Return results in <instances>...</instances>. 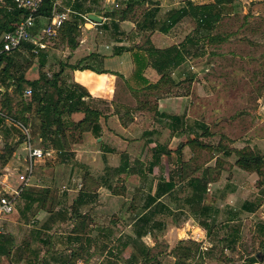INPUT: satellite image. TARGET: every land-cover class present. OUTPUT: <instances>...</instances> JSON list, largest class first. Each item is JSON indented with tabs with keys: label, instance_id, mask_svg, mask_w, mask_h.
Wrapping results in <instances>:
<instances>
[{
	"label": "crops",
	"instance_id": "crops-1",
	"mask_svg": "<svg viewBox=\"0 0 264 264\" xmlns=\"http://www.w3.org/2000/svg\"><path fill=\"white\" fill-rule=\"evenodd\" d=\"M104 1L59 0L56 3L58 8L71 11L80 18L78 46L70 51L65 45L56 46L47 42L44 46L48 56L54 55L50 51H61L64 56L56 57L59 61L68 59L70 64H75L94 54L97 57L90 64L96 70L107 73L99 74L89 70L69 72L70 81L82 86L90 95L84 99L85 103L101 114L97 129L84 133L80 142L73 146L72 151L77 153L75 157L84 156L88 162L83 169L75 168L73 164L67 166L68 177H75V174L83 171L80 179L76 180L77 184L74 177L70 180L74 189L67 191L76 193L80 190L82 177L87 175L92 197L85 200L78 210V217L74 219L70 217L76 194L67 196L69 203L65 205V198H58L59 205L55 209L57 215L52 219H49L45 211L39 210L32 226L34 230L31 231L45 235L47 240L32 241L28 252L33 253L34 264H192L199 246L197 240L204 238L210 249L213 244L208 241L206 233L194 225L198 213L193 214L190 206L185 204L189 192L182 189L187 179L182 178L181 163L193 158V154L185 157V149L188 147H183L177 154L175 150L198 132L192 126L194 121H201L200 118L192 117L191 123L186 118L189 109L199 99L193 102L192 95H189L157 100V111L175 118L172 121L158 118L152 112L132 111L137 102L124 83V79L132 72L131 55L125 50L132 48L130 45H133V41L141 40L143 33H139L135 22H132L137 17L131 19L130 16L128 21H115L116 27L112 26L114 20L110 13L113 8L107 4L110 0ZM146 7V11L158 8L156 18L160 20V6L150 7L147 4ZM90 14L100 17L102 22L98 24L90 21ZM47 23V19H36L34 32L40 35L44 28L40 26H46ZM145 34L149 35L151 43L158 49L181 42L176 39L177 36L174 38L177 42L164 44L167 39L173 40L171 32L167 35L158 32ZM204 63L199 58L187 61L174 70L172 78L175 82L186 77L192 78V91L196 84L194 82L201 75L199 66ZM208 67L202 65L205 72ZM145 77L151 83L159 80L158 74L151 68L146 69ZM202 85L197 83V97L200 89L202 95L207 90L204 82ZM150 101L154 104L155 98L151 97ZM128 109L129 112L126 111ZM83 116L82 113H74L69 120L78 122ZM184 123L185 127H191L192 135L181 133ZM161 148L169 150L170 155L154 153L155 150L160 152ZM207 156L206 152H201L200 157H194L193 164L213 166L214 163ZM201 157H205L206 162H199ZM4 183L0 180V184ZM216 183L208 184V187ZM119 185L121 190L117 187ZM169 185L172 188L166 190ZM31 187L40 186L34 183ZM115 187L120 195L112 194L111 189ZM121 206L125 208L121 209ZM106 219L108 221L103 224ZM124 219L128 220L127 227L123 226ZM8 223L9 218L6 229ZM61 226H68L70 230H60ZM4 231L6 236L14 239L16 254L14 259L11 256L8 260L4 257L0 260H7L8 264H26L27 253L23 254L24 247L20 243L30 230ZM20 237L17 242L16 239ZM73 253L77 258L72 261ZM209 262L207 255L206 264Z\"/></svg>",
	"mask_w": 264,
	"mask_h": 264
},
{
	"label": "trees",
	"instance_id": "trees-1",
	"mask_svg": "<svg viewBox=\"0 0 264 264\" xmlns=\"http://www.w3.org/2000/svg\"><path fill=\"white\" fill-rule=\"evenodd\" d=\"M57 1L59 0H44L41 7L34 14L36 19L41 17L49 21L54 14L65 12L56 6ZM146 1L151 0H123L110 13L114 20L111 25L116 27L115 21H128L133 9L145 4ZM234 1L212 0L206 4L187 2L183 6L165 12L161 20L156 18L158 8H153L154 10L149 9L132 21L135 22L136 30L143 33L141 44L125 50L130 53L132 59V72L124 79V83L137 102V106L132 109L133 112L147 111L154 113L158 118L171 121L175 119L167 114L159 113L156 101L167 97H187L191 94L190 89L193 79L186 77L182 81L175 82L172 78L175 69L187 61L197 58L203 59L204 65L210 67L212 58L221 57L217 52H212L214 50L206 52L204 48L206 46L219 47V45L230 41L231 35L219 34L216 30L226 18L231 17ZM148 3H151L150 7L158 6V4L155 5L152 2ZM27 15L28 12L16 9L12 0H4V5L0 8V126L8 122L20 131L26 129L32 146L41 148L44 152L53 151L54 156L62 158L67 153H71L72 147L80 142L84 133L97 129L101 115L96 108L85 103L84 99L89 98L90 95L82 86L70 81L69 72L84 70L99 74L107 72L96 70L90 64L97 57L94 54L78 60L75 64H70L68 59L57 60V70L50 71L48 69L49 71H47L44 69L46 60L49 57L48 53L44 51L46 48L44 45L47 42L54 43L56 46L59 44L65 45L70 51L77 48L78 21L80 18L72 13L70 15L71 20L68 19L62 23L57 35L55 37L43 36L39 46L22 43L10 52L3 51V35L12 31L14 26ZM247 16L248 14L243 16L244 22L247 21ZM182 21L191 22L194 28L179 44L158 49L151 43L149 35L145 34L147 32H158L167 35ZM34 28L32 35L36 36L38 34L34 32ZM34 58H38L37 62H34ZM35 66L39 69L38 76L30 79L27 72ZM147 68L153 69L158 74L159 80L157 82L151 83L145 77ZM27 91H30L29 96L26 95ZM151 97L155 98L154 104L150 101ZM126 111L129 112L130 110ZM74 113H82L84 116L78 122L70 121L69 118ZM183 126L182 134L188 136L193 134L190 126L185 127V123ZM174 127L176 128V126ZM192 127L198 132L193 135V138H188L184 144H180L175 152L176 154L180 153L183 147H188L193 154V158L181 163L182 178L183 180L187 179L182 189H187L189 192L185 204L190 206L193 214L203 215L207 211L204 202L207 198L208 184L218 180L223 163L228 164L229 167H236L243 172L254 173L260 177L264 176V155L250 146L233 148L219 143L214 148L204 140L212 136L206 124L202 121H194ZM21 137L22 141L19 143L23 144L25 134L22 133ZM222 139H224V136L220 137V140ZM34 141L39 142L40 146H35ZM217 150L225 159H216L213 167L193 164L194 157H200L201 152H206L209 156ZM3 151L0 154L1 168L6 167L15 150L10 145L5 144ZM157 152L167 156L170 155V151L164 148H161L160 152L154 151L155 154ZM208 158L211 159L210 156ZM229 158L234 159L233 164L227 163ZM122 159H124V155ZM88 178L87 175L82 177V188L75 193L76 196L71 205L70 219L78 217V210L81 205L85 203L87 198L92 197ZM167 187L166 190H170L172 185ZM111 192L114 195H120L117 187L112 188ZM21 197L25 199V209L28 211L37 204V211H45L50 216L49 219L57 215L55 209L59 205V201L57 193L51 189L28 187ZM249 207H247L249 212H253V205L250 204ZM203 225L202 222L201 226ZM35 240L45 242L47 238L45 235L41 236L39 232L29 231L20 243L21 247H24L23 254L27 253L26 264H34L33 253L28 252V248L31 242ZM14 248L15 242L12 237L0 235V259L4 257L8 260L11 256L13 257L16 254ZM76 258L77 256L73 253L72 261ZM254 263H256L254 259L249 261V264Z\"/></svg>",
	"mask_w": 264,
	"mask_h": 264
},
{
	"label": "rangeland",
	"instance_id": "rangeland-1",
	"mask_svg": "<svg viewBox=\"0 0 264 264\" xmlns=\"http://www.w3.org/2000/svg\"><path fill=\"white\" fill-rule=\"evenodd\" d=\"M122 1L110 0L107 4L115 9ZM211 1L151 0L135 7L131 16L139 17L146 11V5H151L148 2L160 6L159 19L161 20L164 12L183 6L187 2L206 4ZM103 2L105 1L103 0ZM3 5L4 0H0V8ZM232 9L231 17L226 18L216 30L219 34H227L232 37L228 43L219 45V47L206 46L204 48L206 52L214 50L212 52H217L221 57L212 58V67H208L207 72L202 69V65L205 66V63L199 66L201 75L194 82L196 83L194 89L192 91L190 89L193 102L196 99L199 101H195V104L189 109L186 119L191 123L192 117H198L208 125L212 136L204 140L214 148L219 143L233 148L250 146L264 155V0H235ZM245 14H248L246 22L242 19ZM40 27L45 28V24ZM193 28L191 22L184 21L182 25H178L173 30L174 32L171 31L173 36L170 37L173 40L167 39L164 44L175 43L176 39L182 41L187 34L192 32ZM175 33L178 35L175 36ZM175 37L177 38L174 39ZM142 42L143 38L137 39L130 46L133 47ZM44 51L46 52V49ZM50 53L54 55L48 57L44 69L54 71L58 69L56 57L63 58L64 53L61 51L59 53L50 51ZM37 60L38 58H34V62ZM38 72L39 69L35 66L28 70L27 76L34 79L38 76ZM202 82L207 90L202 95L200 89L199 97H197V83L203 86ZM22 133L24 132L12 127L7 122L0 126V154L4 152L5 144L15 150L6 167L1 168L0 166V180L10 186L15 185L17 174L22 171L25 157L23 144L19 143L22 141ZM221 136H224V139L220 140ZM33 144L40 146L39 142L34 141ZM76 154L71 151L62 158L52 155L37 161L31 185L35 183L40 187L51 189L57 193L58 198H65L63 201L65 205L69 201L66 197L75 194L72 191H67L74 189L72 181H70L74 176L68 177L67 166L73 164L75 168L83 169L88 162L84 156L75 157ZM184 154L186 157L191 152L187 148ZM219 154L220 152L217 150L209 155L211 159L208 158L209 156L206 158L212 163H215V160L219 158L225 159ZM204 159L201 157L199 162H206ZM228 160L227 163L233 164L234 159L229 158ZM82 172L75 174V183L82 176ZM215 182H217L215 186L207 188L209 189L208 196L204 202L207 211L205 210L203 215L199 214L194 221V225L199 226L197 228L203 230L208 241L213 244L208 252L209 264H249L252 259L256 260L254 264H264V176L244 173L223 163L219 178ZM117 187L120 189L121 185ZM0 192L4 193L1 186ZM250 204L254 209L251 213L247 208ZM25 206L24 198L17 201L15 213L9 217L7 229L5 223L4 230H34L32 226L38 213V205H34L30 211L25 209ZM123 207L121 206V209ZM107 221V219L104 220L103 224ZM202 222L203 226H201ZM122 223L123 226H128L127 219L122 220ZM68 226L59 228L60 230H70ZM20 239L21 237L16 241L18 242ZM257 257H260L261 260H258ZM14 258L15 255L12 259ZM0 264L8 263L7 260H0Z\"/></svg>",
	"mask_w": 264,
	"mask_h": 264
},
{
	"label": "built area",
	"instance_id": "built-area-1",
	"mask_svg": "<svg viewBox=\"0 0 264 264\" xmlns=\"http://www.w3.org/2000/svg\"><path fill=\"white\" fill-rule=\"evenodd\" d=\"M44 0H12L14 7L18 10L28 12L25 18L18 22L12 31L7 32L2 37V49L5 52H10L18 48L22 43H31L34 46H39V42L43 36L55 37L58 29L62 23L69 19L71 11L54 14L48 21L41 35H32V30L35 27V13L41 7ZM30 95V91L26 92ZM8 123V122H7ZM25 134V141L23 143V150L25 157L23 159L22 171L17 174L15 185L10 186L6 183L0 184L2 191L0 192V235L4 234V225L8 218L14 213L15 205L21 198L24 190L31 186L33 179L34 166L39 160L46 159L54 155L53 151L44 152L41 148L32 146L29 141V135L26 129H23ZM199 246L196 254L193 257L192 264H206V257L209 252V245L204 238H200Z\"/></svg>",
	"mask_w": 264,
	"mask_h": 264
},
{
	"label": "water",
	"instance_id": "water-1",
	"mask_svg": "<svg viewBox=\"0 0 264 264\" xmlns=\"http://www.w3.org/2000/svg\"><path fill=\"white\" fill-rule=\"evenodd\" d=\"M88 19L90 21H92L94 23H98V24H100L102 22V19L100 17L94 16V15H91V14L88 16ZM257 258H258V260H261L260 257H257Z\"/></svg>",
	"mask_w": 264,
	"mask_h": 264
}]
</instances>
